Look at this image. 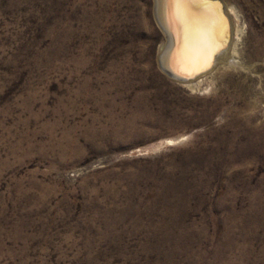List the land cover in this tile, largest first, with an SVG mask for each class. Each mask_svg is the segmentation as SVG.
I'll list each match as a JSON object with an SVG mask.
<instances>
[{
  "label": "rangeland",
  "instance_id": "1",
  "mask_svg": "<svg viewBox=\"0 0 264 264\" xmlns=\"http://www.w3.org/2000/svg\"><path fill=\"white\" fill-rule=\"evenodd\" d=\"M225 1L239 63L186 84L155 0H0V264H264V0Z\"/></svg>",
  "mask_w": 264,
  "mask_h": 264
},
{
  "label": "bare ground",
  "instance_id": "2",
  "mask_svg": "<svg viewBox=\"0 0 264 264\" xmlns=\"http://www.w3.org/2000/svg\"><path fill=\"white\" fill-rule=\"evenodd\" d=\"M158 1L163 15V11H165L164 0ZM223 1L226 7V13L229 15L232 22V39L229 47L226 50H223L216 58L213 68L205 74H209V72L214 71L220 63H224L226 65H235L236 63H239L237 58V49L235 47L237 43L235 38L236 33H234L236 9L229 5L225 0ZM177 11L179 12V15L175 16L174 14L177 13ZM166 13L169 24L164 25V30L162 28L165 39L161 44L160 49L162 54L168 41L170 47L174 44L175 47L172 50L169 59L170 69L175 74H187L196 70L198 66L203 67L204 65H207L211 56L207 58L206 64L194 63L193 61L199 60L205 51H211L212 55L214 49L218 45L217 37L219 36L222 28V21L219 18L218 10L211 5H205L204 0H189L188 3L177 10L170 5L169 0H166ZM186 50L191 59L186 57ZM205 74L200 76L204 77ZM200 76L195 79L198 80ZM194 80L184 81V83L193 84L195 83L193 82Z\"/></svg>",
  "mask_w": 264,
  "mask_h": 264
},
{
  "label": "water",
  "instance_id": "3",
  "mask_svg": "<svg viewBox=\"0 0 264 264\" xmlns=\"http://www.w3.org/2000/svg\"><path fill=\"white\" fill-rule=\"evenodd\" d=\"M204 2H205V5H207V6L211 5L215 9L218 10L219 18L222 21V23H221L222 28L220 30L219 36L217 37L218 38V40H217L218 45L214 49L208 64L203 66V70L199 71V72H196V70H194L193 72H189L187 74H175L170 69V65H169V59L171 56V52L175 46L173 44V46L170 47L169 41L166 45L165 50L162 52V54L160 53V55H159L158 64H159L160 69L167 76H169L170 78L177 80L179 82H184V81L195 79L196 77H198L202 74H205L206 72L211 70L213 68V66L215 65L216 58L219 56V54L223 50H226L229 47L231 39H232V31H233L232 30V22H231V18L226 13V7H225L224 1L223 0H212V2H209V0H204ZM164 4H165V11H163V15H162L160 3L158 0H155V17H156V20H157L159 26L161 25V28H163V30L165 29L164 25L169 24L168 23L169 21L167 18V13H166V0H164ZM166 18H167V21H166Z\"/></svg>",
  "mask_w": 264,
  "mask_h": 264
},
{
  "label": "snow or ice",
  "instance_id": "4",
  "mask_svg": "<svg viewBox=\"0 0 264 264\" xmlns=\"http://www.w3.org/2000/svg\"><path fill=\"white\" fill-rule=\"evenodd\" d=\"M189 0H169L170 5H172L175 9L179 10L180 8H182L186 3H188ZM209 2H212V0H209ZM175 16L179 15V12L177 11V13L174 14ZM186 57H188L189 59H191V57L189 56L187 50L185 52ZM211 56V51H205L201 58L197 61H193L194 63H205L206 64V60L208 57ZM203 67H197L196 68V72L202 71ZM171 143V142H170Z\"/></svg>",
  "mask_w": 264,
  "mask_h": 264
}]
</instances>
